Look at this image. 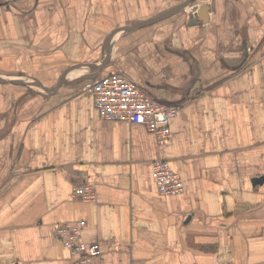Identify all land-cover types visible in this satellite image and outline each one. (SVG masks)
<instances>
[{
    "label": "crops",
    "instance_id": "0c3cea01",
    "mask_svg": "<svg viewBox=\"0 0 264 264\" xmlns=\"http://www.w3.org/2000/svg\"><path fill=\"white\" fill-rule=\"evenodd\" d=\"M111 72L177 106L167 142L100 119ZM80 219L99 264H264V0L0 4V264H71L55 227Z\"/></svg>",
    "mask_w": 264,
    "mask_h": 264
},
{
    "label": "built area",
    "instance_id": "2783aa9c",
    "mask_svg": "<svg viewBox=\"0 0 264 264\" xmlns=\"http://www.w3.org/2000/svg\"><path fill=\"white\" fill-rule=\"evenodd\" d=\"M17 1L19 0H0V4H13ZM90 91L101 120H124L141 124L154 135L158 144L168 141L170 120L177 114L176 105L156 101L145 89L119 72L100 76L93 81ZM152 177L162 195L183 190L180 176L166 159L157 158L153 161ZM71 196L83 201H94L96 190L93 184L82 182L72 186ZM84 224L82 219L60 223L55 227V234L69 249L71 264H99V244L87 243L81 238V228Z\"/></svg>",
    "mask_w": 264,
    "mask_h": 264
},
{
    "label": "water",
    "instance_id": "95a60500",
    "mask_svg": "<svg viewBox=\"0 0 264 264\" xmlns=\"http://www.w3.org/2000/svg\"><path fill=\"white\" fill-rule=\"evenodd\" d=\"M183 5H181L182 7ZM197 17L202 20V21H206L207 17H208V6L206 4H201L198 8H197Z\"/></svg>",
    "mask_w": 264,
    "mask_h": 264
}]
</instances>
